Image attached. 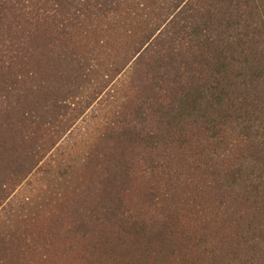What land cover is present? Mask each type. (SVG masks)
<instances>
[{"label":"trees","instance_id":"16d2710c","mask_svg":"<svg viewBox=\"0 0 264 264\" xmlns=\"http://www.w3.org/2000/svg\"><path fill=\"white\" fill-rule=\"evenodd\" d=\"M202 1L0 0V207L103 59L132 93L41 244L0 236V264H264V0Z\"/></svg>","mask_w":264,"mask_h":264},{"label":"rangeland","instance_id":"374dc122","mask_svg":"<svg viewBox=\"0 0 264 264\" xmlns=\"http://www.w3.org/2000/svg\"><path fill=\"white\" fill-rule=\"evenodd\" d=\"M244 2L251 6L254 5L250 0H244ZM201 3L225 17L230 15L228 11L235 5L229 0H203ZM147 12L148 8L145 10V13ZM241 30L250 35L246 29ZM262 40L264 41L263 36ZM258 48H264V45L258 46ZM252 50L254 49L251 48ZM103 60L100 62L99 72L90 77L91 82L86 83L80 89L79 97L70 103L68 114L64 117L65 121L62 122L65 132L57 141L52 153L44 158L40 167L34 169L0 207V236L8 240L13 239L16 243H18L19 236L22 244L31 245L34 242L39 246L41 241L37 238L34 229L39 228L38 225L41 224L43 218L53 221L49 213H55L60 209L58 213L61 214L70 204L68 203L70 198L83 189L79 186H83L82 174L87 153L96 145L106 126L115 120L118 107H122V104L127 102V97L132 95L127 84L130 69L124 68L122 72L105 82L107 78H103L102 73L112 65L113 60L112 58ZM100 84L104 86L101 92L96 94ZM130 109L128 107L127 110H123L128 114ZM229 156L238 157L235 148L229 151ZM187 160L190 159L180 161L183 163L180 164L181 169L189 166ZM236 160V158H232L231 165H237ZM224 161L219 164L220 169L228 168L229 164ZM174 185L178 186V184ZM155 190L158 193L165 191L161 188ZM174 191V186H170L169 193ZM165 200L170 202L166 198ZM144 214L145 208L140 211L139 219L148 217ZM157 215L160 216L161 213ZM155 218L157 217L155 216ZM49 236L57 238L60 235L55 232L54 235L49 234ZM54 243L57 245L56 240ZM62 245L63 243H61Z\"/></svg>","mask_w":264,"mask_h":264}]
</instances>
